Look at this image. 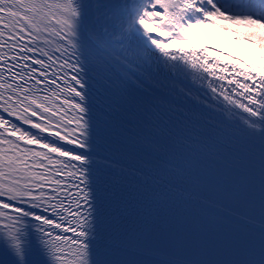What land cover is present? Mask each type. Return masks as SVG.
I'll list each match as a JSON object with an SVG mask.
<instances>
[{"label":"snow or ice","instance_id":"1","mask_svg":"<svg viewBox=\"0 0 264 264\" xmlns=\"http://www.w3.org/2000/svg\"><path fill=\"white\" fill-rule=\"evenodd\" d=\"M0 264H264V0H0Z\"/></svg>","mask_w":264,"mask_h":264},{"label":"trees","instance_id":"2","mask_svg":"<svg viewBox=\"0 0 264 264\" xmlns=\"http://www.w3.org/2000/svg\"><path fill=\"white\" fill-rule=\"evenodd\" d=\"M237 2H239V0H237ZM222 24H227V22H217V24L215 25H204L202 27V31L201 34H204L207 37H210L211 39H215L216 41H224V38L226 37H236L239 36L243 33L244 29L243 26L239 27L236 29V31L234 32H228L225 31L221 25ZM230 27H234V26H230ZM233 40V39H232ZM236 43H242L244 45H249L252 49L253 52L258 51V49L256 48V45L254 43L249 44V43H245L242 40H233Z\"/></svg>","mask_w":264,"mask_h":264},{"label":"bare ground","instance_id":"3","mask_svg":"<svg viewBox=\"0 0 264 264\" xmlns=\"http://www.w3.org/2000/svg\"><path fill=\"white\" fill-rule=\"evenodd\" d=\"M200 44H207V45H209V48H210V54L211 55H215L216 53H215V51H214V49H216V48H218V47H222V49H223V52H228V53H231V55L232 56H239V57H241L242 59H247L245 56H243L242 54H240V53H238V52H234L232 49H229V48H227V47H223V46H221V45H219V44H216V43H211V42H209V41H206V40H200L199 41V43L197 44V46H199ZM155 91V94H157V95H159V96H161V97H163V98H165V99H168V100H170V101H173V102H175V103H179V101L178 100H175L174 98H172V97H170L165 91H163L162 89H159V90H154Z\"/></svg>","mask_w":264,"mask_h":264},{"label":"rangeland","instance_id":"4","mask_svg":"<svg viewBox=\"0 0 264 264\" xmlns=\"http://www.w3.org/2000/svg\"><path fill=\"white\" fill-rule=\"evenodd\" d=\"M200 35L202 37L201 40H206V41H209L211 43L214 42V43L219 44L223 47L225 46L229 49H232L234 52L236 51V52L242 54L246 58H247V56L245 55V53H252L253 52V49L249 45H247V44L244 45L242 43H236L232 39H224L223 44H221L218 41H216L215 39H211L210 37H207L204 34L200 33ZM229 45H231V46L229 47Z\"/></svg>","mask_w":264,"mask_h":264}]
</instances>
